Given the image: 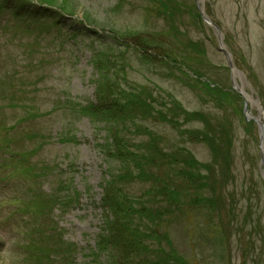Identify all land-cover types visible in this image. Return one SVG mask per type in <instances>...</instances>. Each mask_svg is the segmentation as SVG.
Listing matches in <instances>:
<instances>
[{
    "label": "rangeland",
    "instance_id": "rangeland-1",
    "mask_svg": "<svg viewBox=\"0 0 264 264\" xmlns=\"http://www.w3.org/2000/svg\"><path fill=\"white\" fill-rule=\"evenodd\" d=\"M27 1L58 2L60 11L51 10L64 18L58 23L56 17L31 16L16 0H0V264L110 262L95 252L102 225L97 207L105 174L119 164L107 162L98 149L106 126L77 115L71 105L94 100L90 60L101 48L94 39L72 33L85 16L94 38L110 37L116 46L111 54L126 62L128 85L152 102L143 129L129 139L137 145L149 134L164 153L186 150L210 168L200 169L211 173L212 181L187 188L179 164L157 161L150 172L158 182L149 175L147 182L123 186L135 196L164 183L175 191L146 199L150 210L168 207L158 217L157 230L166 233L186 264H264L257 126L245 120L216 31L200 18L196 1ZM203 12L220 30L237 71L233 83L258 101L264 124V0H203ZM138 34L188 57L200 77L180 57L176 67L164 65L158 50L149 52L153 62L146 65L133 48L121 56L122 47ZM174 105L191 121L183 123ZM247 111L253 118L259 115L256 104L248 103ZM192 130L200 131L201 141L187 140L184 134Z\"/></svg>",
    "mask_w": 264,
    "mask_h": 264
},
{
    "label": "trees",
    "instance_id": "trees-1",
    "mask_svg": "<svg viewBox=\"0 0 264 264\" xmlns=\"http://www.w3.org/2000/svg\"><path fill=\"white\" fill-rule=\"evenodd\" d=\"M16 1L28 15L56 17L58 23L59 20H63L60 13L58 15L51 10V7L58 8V2H52L53 4L50 3V5L47 3L32 5L27 0ZM58 10L60 11V8ZM66 14L71 15V13ZM77 25L78 27L73 28L75 32L72 33L81 38L94 39L101 51L98 48L97 53L92 55L90 60L95 77L94 100L84 104H69L77 115L88 118L94 125L106 126V139L98 146V149L107 162L110 160L119 164L118 170H108L101 184V197L97 209H100L102 213V225L95 242V252L98 256H107L110 259L108 264H186L173 249L166 233L157 230L158 217H163L168 207L161 208L160 212L159 209L158 211L150 210L148 207L150 202L146 199H152L156 195L161 197L162 192L171 195L175 191L167 190L166 183L163 185L160 178L161 189L148 188L140 196H135L129 193L123 183L135 180L147 182L145 177H150L152 173L150 170L157 166L155 163L166 161L173 166L176 163L180 165L179 173L184 175V185L190 188V184H199L203 180L212 183L211 173L204 175L200 169L209 172L210 168L198 164L186 150L178 152L175 156L164 153L157 146L153 135L147 134V141L133 144V140L129 137L143 129L141 124L145 116L151 115L154 110L152 102H149L151 100L146 97L143 90L128 85L126 62L120 56L118 60L114 53L111 54L115 46L111 43V38L102 39L98 35L94 38L93 35L96 33L88 28L90 21L87 16ZM135 39L128 46L122 47L121 56L126 54L124 52L128 49L133 48L138 61L146 65L153 62L151 58L146 57L151 56L149 52L158 50L161 52V61L164 65H167V62L176 64L177 58L180 57L183 65L196 77H200L199 74L194 73L191 63L187 61L188 57L174 54L172 48H164L154 38L138 34ZM175 64L169 66L176 67ZM206 88L211 90L209 85ZM174 111L177 112L178 117L182 118L183 123L191 121V116L177 105H174ZM188 133L190 134H184L188 141H191V138L201 141L198 137L200 131L192 130ZM151 178L154 182L159 181L157 174L156 177L151 175ZM55 259L58 258L55 257Z\"/></svg>",
    "mask_w": 264,
    "mask_h": 264
},
{
    "label": "water",
    "instance_id": "water-1",
    "mask_svg": "<svg viewBox=\"0 0 264 264\" xmlns=\"http://www.w3.org/2000/svg\"><path fill=\"white\" fill-rule=\"evenodd\" d=\"M202 3H203V0H196V5H197V9H198V12L200 14V17L201 19L209 26H212L214 28V30L216 31V34H217V40H218V43H219V49L220 51L224 54V57L226 59V62L229 66V69L231 71V79H232V88L233 90H235L238 94H240L244 100V108H243V114H244V117L247 121H253L256 126H257V130H258V136H259V152H260V163H261V166L263 168V178H264V157H263V145H262V142H263V133H264V124L262 122V117H263V112L261 110V108L259 107L258 105V102L255 101V103L257 104L258 106V112H259V115L257 118H253V117H250L248 116L247 114V107H246V104H247V99L246 97L243 95V93L241 92L240 89H238L235 84L233 83V74L235 72V69L232 65V62H231V58H230V55L224 50V47H223V44L221 42V36H220V30L217 26H215L213 23H211V21L207 18V16L204 14L203 12V9H202Z\"/></svg>",
    "mask_w": 264,
    "mask_h": 264
},
{
    "label": "bare ground",
    "instance_id": "bare-ground-1",
    "mask_svg": "<svg viewBox=\"0 0 264 264\" xmlns=\"http://www.w3.org/2000/svg\"><path fill=\"white\" fill-rule=\"evenodd\" d=\"M244 93V92H243ZM246 99H247V102L250 103V104H256L253 100L252 97H250L249 95H247L246 93H244ZM262 145H263V157H264V133H263V142H262Z\"/></svg>",
    "mask_w": 264,
    "mask_h": 264
}]
</instances>
